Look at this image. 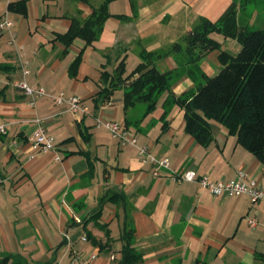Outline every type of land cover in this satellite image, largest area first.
I'll use <instances>...</instances> for the list:
<instances>
[{
    "label": "crops",
    "instance_id": "1",
    "mask_svg": "<svg viewBox=\"0 0 264 264\" xmlns=\"http://www.w3.org/2000/svg\"><path fill=\"white\" fill-rule=\"evenodd\" d=\"M21 1L6 0L7 5ZM45 1L47 7L55 4L50 7L61 21L47 33L28 31L20 37L23 21L15 27L11 17L0 15L14 24L9 31L0 30V62L13 68L10 74H0V126H6V133L0 134V255H13L19 264H73L75 257L87 264H121L122 237L129 233L130 245L140 255L137 264H264V204H252L245 197H214L197 183L172 179L193 170L212 181H232L243 171L264 183V164L237 144L235 136L211 121L213 140L203 147L184 132L179 107L166 115L156 108L143 118L144 106L124 110L123 90L96 109L93 104L101 74L113 72L121 60L125 64L130 44L137 43L133 49L142 52L151 36L167 34L177 22L186 26L183 37L202 18L216 22L232 3L237 27L254 31L260 17L264 27V0L134 2L136 15L130 8L108 10L96 42L85 47L75 40L66 50L56 35L68 30L72 18L87 19L104 0ZM40 15L43 20L44 12ZM106 30L113 33L109 41ZM220 36L222 40L211 38L223 51L235 54L236 40ZM80 51L81 64L71 78L68 68ZM218 55L213 51L201 58L207 77L220 71ZM164 61L169 70L176 68L170 58ZM24 70L29 71L25 77ZM22 79L43 87L47 96L30 106L12 86ZM193 88L186 78L172 93L180 96ZM60 93L79 98L85 112L71 114L66 105H56L54 97ZM34 119L44 123L61 161L53 154L30 151ZM99 121L119 123L153 156L169 159L170 169L154 176L155 166L144 163L136 147L121 145L97 127Z\"/></svg>",
    "mask_w": 264,
    "mask_h": 264
},
{
    "label": "trees",
    "instance_id": "2",
    "mask_svg": "<svg viewBox=\"0 0 264 264\" xmlns=\"http://www.w3.org/2000/svg\"><path fill=\"white\" fill-rule=\"evenodd\" d=\"M25 1L9 3L7 12L25 16ZM76 1L86 3L88 0ZM110 1L104 0L83 21L72 18L68 30L64 34H57L56 41L61 43L65 50L75 40H81L85 47L91 46L98 40L104 22L110 16ZM236 8V4L232 3L216 22L200 19L198 24L186 33L181 44L175 43L166 51H142L141 62L126 77L124 60L118 63L113 72H103L99 91L93 98L95 109L109 102L114 92L123 90L124 110L142 104L145 109L144 118L155 110L159 96L165 91L169 92L170 87L185 74L195 82L194 90H188L180 96L169 92L167 100V106L174 105L183 111L184 132L193 137L199 145L206 147L213 140L210 122L214 121L223 126L228 135L235 136L237 144L259 163L264 164V30L247 31L237 27ZM212 33L220 34L225 39L236 40L238 51L235 54L223 51L221 44L210 37ZM213 51L219 52L218 61L222 67L215 76L207 77L197 63L205 54ZM171 56L177 64L176 68L160 71L156 63ZM81 59L82 51L68 68L71 78L76 77ZM186 68H190V74L186 73ZM12 71L10 65L0 62V74H10ZM164 114L166 115L167 111ZM164 128L165 124L163 130ZM88 164L91 171L92 164L90 161ZM122 240L124 247L121 264H137L140 255L130 245L129 233H125ZM93 244L103 248L101 243L93 241ZM0 264L19 262L15 256L7 254L0 255Z\"/></svg>",
    "mask_w": 264,
    "mask_h": 264
},
{
    "label": "built area",
    "instance_id": "3",
    "mask_svg": "<svg viewBox=\"0 0 264 264\" xmlns=\"http://www.w3.org/2000/svg\"><path fill=\"white\" fill-rule=\"evenodd\" d=\"M13 22L6 16L0 20V30L9 31L13 28ZM29 71H23V77L27 76ZM12 86L17 89L29 102L30 106H34L38 99L47 96L45 89L41 86H30L26 81L15 80ZM56 105H66L67 110L71 114L85 112L81 104V100L75 96H66L63 93L54 97ZM35 130L28 140L29 149L32 154H53V159L57 162L61 158L57 154V149L53 137L48 135L44 123L40 119H34ZM97 127L105 128L112 139L117 140L121 145H131L136 147L139 157L144 163H150L154 167L153 175L157 176L160 170L170 169V161L167 158H156L151 154L146 146L138 145L137 138L125 130L119 123L113 121L97 122ZM6 133V126H0V134ZM172 179L177 182L197 183L202 189L206 190L214 197L227 196L233 198L245 197L252 204H264V183H258L255 179L249 178L246 173L239 171L236 179L232 181H212L205 176H198L193 170H186L172 176ZM249 225L255 226V221L250 220ZM83 241L86 239L83 237ZM113 259V257H111ZM73 264H87L86 261H81L78 257L73 259Z\"/></svg>",
    "mask_w": 264,
    "mask_h": 264
},
{
    "label": "rangeland",
    "instance_id": "4",
    "mask_svg": "<svg viewBox=\"0 0 264 264\" xmlns=\"http://www.w3.org/2000/svg\"><path fill=\"white\" fill-rule=\"evenodd\" d=\"M99 1V0H98ZM101 1V0H100ZM146 0H135V1H132V0H111L108 4V10H111L112 12H124L125 10H129V8L131 9V13L134 12L135 13V10H134V2L136 4H141L143 2H145ZM8 2H6V0H0V15H4V14H7L9 17H11L14 21V24H15V27L18 26L19 22L20 21H23L22 23V27L20 29V31L18 32L20 34V37L23 36L24 34H26L28 31L33 35L35 32H37V30H39L40 32L42 33H47V32H50L51 30V27L52 25H58L61 23V21L59 19H57L56 17H54V10H53V7H50V6H53L55 4H52V3H49V4H52V5H49L47 7L46 5V1L45 0H26L25 1V6H26V16L23 17V20H21L22 18L19 16V15H14L12 16L13 14H9L7 12V9H6V5H7ZM43 13L44 12V16L45 18L42 20L41 19V15L40 13ZM136 15V13H135ZM1 20V18H0ZM262 21H263V18L260 17V19L258 20L256 26H255V30H264V27H261V24H262ZM105 24V22H104ZM104 26V25H103ZM186 26L185 25H181V22H177V24H173L170 26V32H165L167 34H162V36H158V37H150V39H148L146 41V48L145 52H149V53H154V52H163L166 50V48H169L171 45H173L172 43L173 42H177V43H182V39L183 37L180 36V33L181 31L185 28ZM192 29V28H191ZM103 32V30H102ZM108 36L105 38V41H109L110 40V36L112 37L113 33H110L109 30H106ZM7 34L5 33L4 34V38H7ZM140 37V36H139ZM212 38L214 37V39H218V40H222L223 38L218 35V34H213V36H211ZM141 38V37H140ZM139 43V42H138ZM137 45V43L135 44H130V49L127 51V56H126V60H125V73L124 74H128L130 73L139 63L140 60V52H136L133 47ZM184 47V46H182ZM170 58V62L173 64L171 67H176L177 64L174 60V58L171 56V57H168ZM167 58V59H168ZM165 59L163 60H160V63L159 61L156 63V66L159 70H164V71H167L169 70V67L167 68L166 64L167 63L166 61H164ZM201 61V60H200ZM200 61L197 63L198 64V67L199 69L201 70V67H200ZM164 63V66H160L161 63ZM221 65V64H220ZM163 67L165 69H163ZM182 67V66H181ZM184 71V70H181V72ZM186 73L190 74L191 73V70L190 68H186L185 69ZM193 74V73H192ZM186 78H188L187 76L182 75L181 76V79H179L175 84H177L178 82H181V84L186 80ZM195 78V76H194ZM189 80H192V78H188ZM198 80V79H196ZM174 85H172L170 87V91L169 92H173V88H174ZM193 85L194 87L196 86L195 82H193ZM191 91L194 90L193 89H189ZM169 92L165 91L163 92L158 100H157V103H156V108H161V111H162V114L167 111V113H169L171 111V109L173 108L170 107V106H167V100L169 98ZM167 96V97H166ZM166 97V98H165ZM114 101H116V98H113ZM138 110H142L143 109V105L142 104H138ZM168 109V110H167Z\"/></svg>",
    "mask_w": 264,
    "mask_h": 264
}]
</instances>
